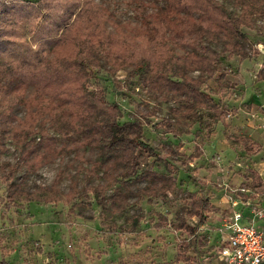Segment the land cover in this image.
<instances>
[{"label": "rangeland", "instance_id": "rangeland-1", "mask_svg": "<svg viewBox=\"0 0 264 264\" xmlns=\"http://www.w3.org/2000/svg\"><path fill=\"white\" fill-rule=\"evenodd\" d=\"M12 1L0 69L35 79V60L19 62L49 43L48 32L39 35L38 14L24 18L37 0ZM95 1L110 13V33L137 38L135 2ZM218 1L242 21L246 60L223 52L210 65L163 42L144 72L104 59L87 84L117 105L119 125H136L152 156L121 144L105 158L78 130L95 114L80 104V77L77 106L52 111L33 83L0 74V264H223L234 213L264 233V6ZM169 56L188 65L176 71ZM40 141L43 152L31 155ZM63 146L73 151L59 155Z\"/></svg>", "mask_w": 264, "mask_h": 264}, {"label": "trees", "instance_id": "trees-1", "mask_svg": "<svg viewBox=\"0 0 264 264\" xmlns=\"http://www.w3.org/2000/svg\"><path fill=\"white\" fill-rule=\"evenodd\" d=\"M236 1L243 4L250 0ZM132 2L136 4L134 11L139 21L135 24L136 39L118 38L110 33L107 26V23H111L110 13L95 0H66L57 4L52 0H37L33 9L26 10L24 18L33 19L37 14L38 17L41 16L43 22L39 26V35L44 38L42 34L48 32L49 43L37 48L31 55L33 57L28 54L27 59L19 62L29 64L31 59L35 60V69L38 71L35 79L27 74H22L21 77L14 67L0 69V74L6 77L20 76L24 86L33 83L37 87V93L45 95L49 100L45 110L53 111L59 104L64 107L77 106L74 105V95L79 92L83 100L80 104L88 105L95 114L89 125L81 124L78 130H84L88 138H94L98 142L105 158L114 154L121 144L133 150L139 149L150 156L154 154V150L143 141L135 124L119 125L118 119L122 115L117 105L109 103L104 93H93L87 88L93 70L101 66L102 60H108L114 68H120L121 65L133 67L139 74L154 65L156 49L163 42L201 56L210 65L217 62L223 52L236 54L241 60L248 58L242 51L245 38L241 30L242 21L233 17L218 0ZM160 2L162 3L159 4ZM16 7L12 0H0V40L3 48H7L13 41L2 24L7 19V13L18 8ZM49 20L55 23L50 25ZM48 25L52 28L51 31ZM213 43L223 46V50L218 52L212 47ZM167 61L176 67L174 70L188 65L185 59L174 56H169ZM78 77L82 80L80 90L73 92L71 87L78 81ZM259 80L264 81V77ZM168 82L174 84L170 80ZM186 88L196 92L191 86ZM1 110L7 109L0 102ZM38 112H41L40 109ZM30 127L32 128L31 124ZM30 127H27L26 133L30 132ZM42 146L41 141L32 146L30 154L43 152ZM72 151L71 147L63 146L58 154L68 155ZM55 183H58V179Z\"/></svg>", "mask_w": 264, "mask_h": 264}, {"label": "built area", "instance_id": "built-area-1", "mask_svg": "<svg viewBox=\"0 0 264 264\" xmlns=\"http://www.w3.org/2000/svg\"><path fill=\"white\" fill-rule=\"evenodd\" d=\"M241 223V213H234L227 222L229 237L218 251L220 261L223 264H264V233Z\"/></svg>", "mask_w": 264, "mask_h": 264}]
</instances>
